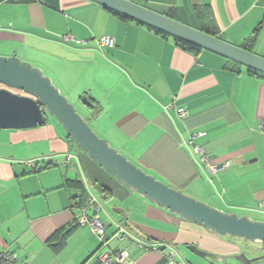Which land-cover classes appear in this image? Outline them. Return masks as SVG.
Masks as SVG:
<instances>
[{
    "label": "crops",
    "instance_id": "0c3cea01",
    "mask_svg": "<svg viewBox=\"0 0 264 264\" xmlns=\"http://www.w3.org/2000/svg\"><path fill=\"white\" fill-rule=\"evenodd\" d=\"M131 1L173 12L195 29L206 24L203 12L217 38L238 47L248 41L264 57V0ZM102 37L113 46H99ZM13 54L77 101L92 130L147 174L211 207L264 221V75L205 50L187 52L87 0H0V57ZM189 141L219 170L210 173ZM94 205L106 245L74 223L93 216ZM242 240L206 232L126 189L50 117L35 128L0 129V253L19 264H102L105 251H125L130 264H209L187 246L264 255L262 244L256 251Z\"/></svg>",
    "mask_w": 264,
    "mask_h": 264
},
{
    "label": "water",
    "instance_id": "95a60500",
    "mask_svg": "<svg viewBox=\"0 0 264 264\" xmlns=\"http://www.w3.org/2000/svg\"><path fill=\"white\" fill-rule=\"evenodd\" d=\"M87 1L264 75V57L172 20L140 3L131 0ZM0 86V129L35 128L45 125L50 117L83 154L149 203L182 221L203 227L206 232L264 245V221L211 207L147 174L113 148L109 141L100 138L41 69L21 61L15 54L1 56ZM82 102L89 105L86 99ZM186 249L209 264H264V255L252 257L241 252L218 256L195 246Z\"/></svg>",
    "mask_w": 264,
    "mask_h": 264
},
{
    "label": "built area",
    "instance_id": "2783aa9c",
    "mask_svg": "<svg viewBox=\"0 0 264 264\" xmlns=\"http://www.w3.org/2000/svg\"><path fill=\"white\" fill-rule=\"evenodd\" d=\"M97 44L99 46H113V39L109 37H102L97 41ZM172 108V105L169 107ZM177 116L179 118H184L187 115V109L185 107L177 108L176 109ZM263 131H264V122L261 124ZM191 146V151L193 154L200 156V160L205 163L208 171L210 173H214L219 170V167L209 165V154L202 148L197 145H194L191 141L188 143ZM71 157L67 156L64 160V163L67 165L70 164ZM27 165L33 170V171H38V166L36 162L34 161H29ZM264 204V203H262ZM95 214L90 217L82 216L78 218L74 223L79 226H89L91 231L93 232L94 235L97 236V238L100 240L102 245H106L107 238L105 234V226L101 222L99 216H98V211L99 208L98 206H93ZM262 251L264 253V245H262ZM99 261L102 264H130L128 260V255L125 251H118V252H112V251H105L99 254ZM0 264H19L17 262V258L15 254L11 252H6V253H0Z\"/></svg>",
    "mask_w": 264,
    "mask_h": 264
},
{
    "label": "trees",
    "instance_id": "16d2710c",
    "mask_svg": "<svg viewBox=\"0 0 264 264\" xmlns=\"http://www.w3.org/2000/svg\"><path fill=\"white\" fill-rule=\"evenodd\" d=\"M142 5V4H141ZM144 6V5H143ZM106 12H108L109 14H111V15H113L114 17H117V18H119V19H121V20H123V21H130V22H134V23H136L137 25H140V26H143V27H145L146 29H148V30H150V31H153V32H155L156 34H159V35H162L163 37H170V38H172L174 41H175V43L179 46V47H181L183 50H185V51H187V52H191V53H198V52H200L202 49H200L199 47H196V46H194V45H191V44H189V43H185V42H183V41H180V40H178V39H175V38H173V37H171V36H168V35H166V34H164V33H161V32H159V31H157V30H154V29H152V28H149V27H147V26H144V25H142V24H139V23H137V22H135V21H133V20H131V19H128V18H126V17H124V16H122V15H119V14H117V13H115V12H113V11H110V10H107V9H105V8H103ZM199 15H200V17L201 18H203V20L204 21H206V24L203 22L202 23V27H200V28H198L197 30H199V31H201V32H204V33H206V34H208V35H211V36H214V37H216L215 36V31L213 30V27L211 26V23H210V18H205V13H199ZM164 16H166V17H168V18H170V19H172V20H175V21H177V19H176V16H175V14L173 13V12H171V13H169V14H165ZM209 23V25H208V23ZM240 48H242V49H244V50H246V51H249L250 52V50L248 49V41H247V43H246V46L245 47H240ZM247 71L248 72H250V73H252V74H254V75H259L258 73H255L254 71H252V70H249V69H247ZM89 106V105H88ZM82 199H84V197L81 195L80 196ZM80 200H79V204H80Z\"/></svg>",
    "mask_w": 264,
    "mask_h": 264
},
{
    "label": "rangeland",
    "instance_id": "374dc122",
    "mask_svg": "<svg viewBox=\"0 0 264 264\" xmlns=\"http://www.w3.org/2000/svg\"><path fill=\"white\" fill-rule=\"evenodd\" d=\"M191 27V26H190ZM192 28H194V27H192ZM16 93H18V92H16ZM65 96V95H64ZM73 98V97H72ZM68 99V98H67ZM69 100V102L70 103H72L74 106H76V109H77V112H79L80 114L82 113V110H81V105L80 104H78V102L77 101H73V99H68ZM81 103H83V102H81ZM84 104V103H83ZM86 106V105H85ZM82 114H84V113H82ZM83 117V116H82ZM84 118V117H83ZM251 217L252 218H255L256 216L255 215H251ZM256 218H258V217H256ZM263 220H264V218H262ZM242 241H244L245 243H247L248 245H250L251 247H254L255 248V250H256V243H250V242H248V241H246V240H242ZM257 251V250H256ZM245 252L248 254V255H254V254H257V255H262V254H260L259 253V251H257V253L256 252H253V251H250V250H245ZM256 255V256H257ZM255 256V255H254Z\"/></svg>",
    "mask_w": 264,
    "mask_h": 264
},
{
    "label": "flooded vegetation",
    "instance_id": "af4514ba",
    "mask_svg": "<svg viewBox=\"0 0 264 264\" xmlns=\"http://www.w3.org/2000/svg\"><path fill=\"white\" fill-rule=\"evenodd\" d=\"M16 92V91H15Z\"/></svg>",
    "mask_w": 264,
    "mask_h": 264
}]
</instances>
